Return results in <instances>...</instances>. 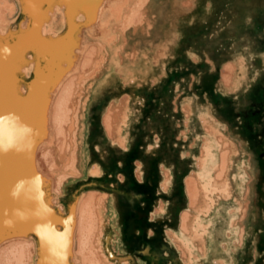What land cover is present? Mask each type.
I'll use <instances>...</instances> for the list:
<instances>
[{"label":"crops","instance_id":"0c3cea01","mask_svg":"<svg viewBox=\"0 0 264 264\" xmlns=\"http://www.w3.org/2000/svg\"><path fill=\"white\" fill-rule=\"evenodd\" d=\"M211 2L212 0H202L206 9ZM214 35V32H208L209 37ZM185 51L186 64L181 67L183 71L180 67L174 72L172 66H163L162 70L152 67L147 81L142 79L130 89L127 86L128 89L119 91L117 96L109 97L104 92L99 103L90 107L86 143L87 168L91 170L96 167L101 175L98 180L85 176L83 181L69 191L68 195L75 197L73 204L69 206L72 208L70 214L73 212V232L80 199L85 194L97 193L102 208L104 196L98 190L104 192L105 188L107 193L115 194V210L118 213L119 210L122 213L130 205L128 209L135 213L137 224L143 226L148 222L151 235L146 238L147 245L153 246L149 254H160L166 264H264L262 110H253L251 100L255 97L250 91L238 92L237 97L227 93L231 92L227 90L230 86L226 87L221 73L218 74L216 70L219 67L216 63L220 59L226 62L227 59L224 58L230 55L226 47L215 44L214 39H202L196 41L194 46L187 45ZM216 51L219 54L215 55ZM181 81L192 83V88L188 92L176 94L174 86L180 85ZM215 83H219V87H215ZM126 84L128 82L119 85L125 88ZM232 84L233 77L230 81V85ZM263 84L264 82L261 88H264ZM108 88L105 87L104 91ZM191 93L201 102L203 99L208 101L213 114V125L203 123L205 115L201 105L195 107V112L192 106L191 115L194 114L196 119L194 125L190 124L193 117H187L189 111L181 106L180 101ZM263 94L262 91L260 96ZM124 97L129 102V107L120 133L124 143L120 146L108 138L101 119L113 100ZM236 98L243 102L236 103ZM172 117L180 122L174 125ZM205 118L209 119L208 115ZM95 122L99 125L96 126ZM185 124L193 127L192 133L197 138L195 145L187 143L190 128ZM221 124L239 137L245 149L242 162L248 163L249 171L244 177L240 172H232L234 161L231 159L233 155L230 156L229 180L224 178L220 181L219 185L223 187H218L219 190L212 193L213 207L201 216L200 222L206 226L207 232L202 234L204 249L200 251L192 236L183 232L180 225L181 213L189 209L185 180L197 171L196 163L202 148L205 149L204 156H209L211 162L218 164L221 149L226 143L217 134L223 136L225 141H230L227 146L231 147L232 143L235 147L230 136L221 131ZM202 130L206 133L205 140L199 136ZM184 131L186 135L182 136ZM234 153L235 148L232 154ZM205 169L208 172L206 174H213L209 168ZM205 179L207 177L203 180ZM183 250L188 253L186 258Z\"/></svg>","mask_w":264,"mask_h":264},{"label":"rangeland","instance_id":"374dc122","mask_svg":"<svg viewBox=\"0 0 264 264\" xmlns=\"http://www.w3.org/2000/svg\"><path fill=\"white\" fill-rule=\"evenodd\" d=\"M52 1L53 5L45 3L41 4L42 12L47 13L51 11V9L53 11L67 9V5L61 0ZM9 2H12L11 5H14L17 9L13 10V13L9 14V16L0 15V38L2 39L1 42L8 44V46L10 44L13 46L21 43L18 37L22 33H24L22 35L23 41L25 38L24 36L27 33L26 31L31 25L28 22V19H26L29 17V12H27L24 0H9ZM141 14L140 19L135 26H127L124 29L125 37L115 35L114 39L107 43L108 45L106 44L104 46L105 61L102 69L97 76L88 79L83 88L80 109L83 116L77 132L79 141L76 155L77 158L75 159L76 165L74 168L70 166L72 164L67 162L63 164L64 167L62 169L64 173H66V171L67 173H72L66 177V182H64L63 185V194L59 200L60 204L63 203L67 205L63 214L65 217L69 214L71 209L69 206L73 204L75 199L74 195H68L70 189L83 181L85 176H91V178L98 180L101 175L96 167L91 168V170H88L87 168L88 156L86 143L90 107L93 104L97 105L99 103L100 99L104 96L102 95L104 92L105 95L109 97L117 96L119 91L122 92L127 90V86H129L130 89L142 79L143 81H147V78L152 73V67L160 68L162 70L163 66H172L173 72L179 67L181 70V67L186 64L185 48L187 45L194 46L196 41L202 39L204 41L214 39L215 44H220L226 47V50L228 53L230 52V55L228 54L224 59H227L226 62H230L226 63L223 59H220L218 63H216L219 66L216 70L218 71V74L221 73L222 81L225 83L226 87L230 86L227 90L231 92L227 93L236 96L238 95V92L242 93L244 91H250L254 95L253 97H255V99L251 100L253 110L259 112L261 109L264 117V94L263 96H260L262 91L264 93V88H261L262 82H264V51H261L264 50V0H212L208 9L204 7L202 0H195V3L194 0H147L142 6ZM83 16L84 14L82 11H76L75 17L77 18V23L80 25L79 30H88L89 25L86 23ZM26 22H28L27 27L22 29V24ZM213 29H215V31ZM66 32L67 28L61 20V22L54 28V34H49L48 36L51 40L62 38L60 45H63L65 44V40L68 39V34H66ZM208 32H214L215 35L209 37ZM81 33L82 31H75V38L78 39ZM196 33H199V35H196ZM84 35L87 42V32H84ZM217 54L219 53L216 51L215 55ZM24 56L29 59V63L27 65H21L19 63L16 69L17 76L23 75L21 73V68L26 67L28 69V75L26 77L24 75L23 79L19 77V88L23 86L20 96L33 101L40 96L38 88L40 83L47 79L48 76L46 74L49 72L51 73V70L55 69V66H53L55 61L52 62L50 57L36 61L32 58V53L29 51H26ZM52 63L54 64L52 65ZM224 63L227 65L225 64L222 67ZM60 64L63 65L64 62L61 61ZM231 77H233L232 85H230ZM126 82H128V85L126 84L125 88L119 85ZM107 86L109 88L104 91V88ZM215 87H219V83H217ZM191 88L192 83L186 84L184 81H181L180 85L177 84L174 86L176 94H182V92L185 93V91L188 92ZM35 89L36 91H34ZM180 102L181 106H183L184 109L187 108L189 111L188 114H186L187 117H193L190 120V124L194 125L196 119L194 114L191 115L192 106L194 112L196 106H203V114L205 117L206 115L209 117V119L204 117L203 123L208 122L213 125V119H211L213 114L206 99H203L201 102L200 99L191 93V95L185 96ZM242 102V99L239 100L236 98V103L240 104ZM128 107L129 102L126 97H124L117 101L113 100L104 111L102 116L103 119L111 110L115 111V113L114 111L112 113L114 114L112 118L114 137L108 136L103 125V119H101V125L108 138L120 146L124 143L120 137V133L127 116ZM172 121L174 125L180 122L176 117H172ZM215 122L217 121L215 120ZM98 125L99 123L96 124V126ZM185 125H187V128H190V130H188L189 132H187L189 136L187 143L190 146H192L193 143L195 145L197 138H195V133H192L193 127H189L188 124ZM221 127V131L230 136L235 147L232 143L230 144L231 147L227 146L230 141L227 139L225 141L223 136L217 134L219 136L217 137L226 143L221 149L218 164L211 162L209 156H204L205 149L202 148L200 157L197 159L196 163L198 167L197 171L193 172L186 178L187 180H185V190L189 209L181 213L180 225L183 232L192 236L193 242L198 244V250L200 251H203L204 249L202 234L207 232V230H205L206 226L200 222V220H202L201 216L202 214H207V209L213 207L212 202L214 197L212 193L218 191V187H223L222 185H219L221 183L220 181L224 178L229 180L228 171L230 169L228 168L230 167H228V161L230 160V156L233 155L231 159L234 161L232 172H240L244 177L245 173L249 171L248 163L246 161L244 163L242 162V155L245 149L243 144H241L239 137L225 125L221 124ZM185 135L186 132H182V136ZM199 136H202L205 140V130H202V134ZM199 141L200 139L198 138V143H200ZM234 148L235 153L232 154ZM98 152L101 153V150ZM247 155L248 154L246 153L245 156ZM206 167L209 168L210 173L213 172V174H206L208 173L205 169ZM75 169L76 173L73 172ZM204 177H207V180H203ZM103 189L104 192L98 190V192H101L104 196L103 207L101 208L100 201H98V205L97 201L95 204L97 209L101 208V229L103 232L99 237L98 243L101 245L102 251L106 254L109 261L114 262L115 264H166L165 259L160 256V254L156 253L154 255L152 252L149 254V251H151L153 246L149 247L147 245L146 238L151 235L149 234L150 227L148 222H145L143 226L137 224L135 218L136 215L134 217L135 213L128 209L130 205H127L125 211H122V213H120L121 210H119L120 215H118L119 213L115 210V205H117L115 194L111 195L107 193L105 188ZM194 192L198 194H195ZM220 193L222 194V192ZM84 213L86 214L88 211ZM85 214L84 217L87 216L88 218L91 215L90 213ZM86 219L84 222V230H82V237H85L88 241L89 235L92 233L91 231H93V227H90L93 226V224L90 223V226L88 222L92 221H88V219V222H86ZM183 223H185L186 227ZM89 229L91 230L89 231ZM63 230H65V228H61L60 232H63ZM85 230L87 233H91L87 235L86 232L84 233ZM193 232L194 234H192ZM86 236H88V238ZM68 238L69 240H73V236H69ZM85 238L83 239L85 240ZM162 242L163 241H161V244ZM70 247L72 248V243ZM188 250L191 252L190 248H188ZM183 255L186 258L188 253L184 251Z\"/></svg>","mask_w":264,"mask_h":264},{"label":"bare ground","instance_id":"6f19581e","mask_svg":"<svg viewBox=\"0 0 264 264\" xmlns=\"http://www.w3.org/2000/svg\"><path fill=\"white\" fill-rule=\"evenodd\" d=\"M61 1L66 10L44 13L41 4L53 5L52 0H24L31 25L27 36L22 41V33L18 37L21 43H14L18 46L9 45L13 48L0 38V264H115L98 243L103 232L100 209L95 205L100 201L97 193L80 199L74 232L72 208L66 217L63 215L67 205L59 200L66 177L72 173L62 169L67 162L75 168L82 91L87 80L102 69L104 46L115 35L125 37L124 29L137 24L147 0ZM11 3L0 0L1 16L17 9ZM76 11H82L90 30H79ZM61 20L68 34L63 45L62 38L51 40L48 36ZM75 31H82L78 39ZM26 51L36 61L49 57L55 61V69L48 71L50 75L46 74L38 88L40 96L33 101L20 96L23 86L19 88V81L28 75V69L21 68L22 76L16 72L19 63H29ZM113 111L102 118L110 137H114ZM86 211L89 218L84 217ZM85 219L91 220L88 224L93 226L89 227L94 228L89 238L86 236L88 241L82 237ZM61 228L65 230L60 232Z\"/></svg>","mask_w":264,"mask_h":264}]
</instances>
